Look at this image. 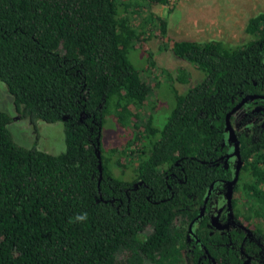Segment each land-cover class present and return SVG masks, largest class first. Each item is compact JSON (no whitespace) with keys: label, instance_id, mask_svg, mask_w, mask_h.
<instances>
[{"label":"trees","instance_id":"16d2710c","mask_svg":"<svg viewBox=\"0 0 264 264\" xmlns=\"http://www.w3.org/2000/svg\"><path fill=\"white\" fill-rule=\"evenodd\" d=\"M168 3L0 0V82L23 117L61 123L65 141L57 155L21 147L8 130L11 117L0 111V264H185L187 229L209 186L233 177L210 166L230 150L226 115L246 96H264V11L247 22L250 40L238 48L215 39L171 41L172 56L194 67L199 80L191 85L190 74L176 70L172 79L186 91L172 88L175 106L158 129L144 118L152 88L128 54L152 32L166 35L153 7ZM252 104L242 105L247 112L238 122L251 134L237 138L239 178L253 179L243 185L242 208L234 196L232 206L264 237L252 227V218L264 224V116L251 115ZM108 118L132 137L107 153L101 139ZM113 165L130 170L131 181L116 178ZM172 172L183 182L168 190ZM85 213V221H74ZM206 224L195 235L215 264H236L230 250L211 246L216 235ZM194 257L193 264H206Z\"/></svg>","mask_w":264,"mask_h":264},{"label":"rangeland","instance_id":"374dc122","mask_svg":"<svg viewBox=\"0 0 264 264\" xmlns=\"http://www.w3.org/2000/svg\"><path fill=\"white\" fill-rule=\"evenodd\" d=\"M261 11H264V0H169L166 6L153 7L154 14L164 24L166 35L163 37L158 32H152L145 42L137 43L135 49H131L128 54L130 63L152 88L144 110L147 124L162 129L175 106L172 88L174 87L178 94L186 91V86L172 79L177 69L184 68L190 74L191 85L199 80V73L194 67L172 56L168 48L171 46V41L205 42L215 39L225 41L235 48L241 47L250 40L244 33L247 22ZM149 58L154 63L153 67H149ZM0 111L11 117L8 130L17 145L27 149L35 148L52 155L65 151L62 124H47L23 117L15 108L13 99L2 82H0ZM242 119L234 121L237 126L240 125L238 122L243 121ZM128 129L122 127L113 118L106 119L101 139L103 150L108 153L112 148L119 149L122 143L132 137ZM115 160L116 156H113L112 162ZM136 165L137 163L133 166ZM111 172L116 178L126 182L132 179L128 169L113 165ZM252 179L243 172L237 182L234 198L238 200V210L242 208L246 198L243 185L250 184ZM252 227L254 230L264 231V224L256 218H252Z\"/></svg>","mask_w":264,"mask_h":264},{"label":"flooded vegetation","instance_id":"af4514ba","mask_svg":"<svg viewBox=\"0 0 264 264\" xmlns=\"http://www.w3.org/2000/svg\"><path fill=\"white\" fill-rule=\"evenodd\" d=\"M258 101L261 104H258L255 99L247 102L253 103V106L248 112L251 115L258 114L259 116H264V99L258 98ZM241 107L234 112L235 117L238 119L244 118L246 114L245 112H247V109H244V107L241 109ZM252 117L255 118V116ZM235 125L237 126V123H235ZM236 126H234L236 137L243 132L251 134L250 129H239V126ZM227 138L228 133L226 136V143L227 146H229L230 150L222 157L217 158L215 162L210 166L215 169H230L233 174L231 180H233L236 170V157L233 155L234 145L228 143ZM241 169L239 171V175ZM231 180H216V183L213 182L209 186L202 205L198 209L199 213L197 217L192 223L189 224L187 229L186 249L184 251L185 264L194 263V251H196L198 254V263H202L205 261L206 264H215V260L210 257L207 249L200 243L199 239L196 238L195 235V231L198 230L201 220L203 219L207 220V234L210 237L216 235V244H211V246L216 248V251L224 247L226 251L227 249L230 250L237 257V263L235 262L236 264H264V237L256 235V233L253 232L252 228H248L247 222L242 220V218L237 217L235 209L232 206V198L234 196V189L237 183L235 184L232 193L231 208L229 209L228 207L226 199V194L228 191L227 182H230ZM165 181L167 189L171 190V184H181L183 182V179L179 176L178 173L172 172L169 176H165ZM138 184H140V182ZM133 186L135 189L138 188L137 184H134ZM199 251H201V253H199ZM227 253L228 252H226V254Z\"/></svg>","mask_w":264,"mask_h":264},{"label":"water","instance_id":"95a60500","mask_svg":"<svg viewBox=\"0 0 264 264\" xmlns=\"http://www.w3.org/2000/svg\"><path fill=\"white\" fill-rule=\"evenodd\" d=\"M258 98L264 99V97H261V96H258V95H249V96H246L245 98L242 99V101L240 103H238L230 111V113H228L226 115L225 131L228 133L227 142L234 145L233 155L236 157V170H235L234 178L230 182H227L228 191H227V194H226V199H227V203H228L229 209L231 208V198H232L233 189H234L235 184L237 183L239 171H240V169H241V167L243 165V162H242V160L240 158V154H239V151H240L239 150V141H238V139L236 137L234 128L232 127V125L229 122V117L237 109H239L243 104L247 103L248 101H252L254 99H258ZM98 145H99V142H98ZM99 154L100 153L97 151V157L99 159V165H98V171H99L98 184L100 183V180L102 179V166H101V161H100V155Z\"/></svg>","mask_w":264,"mask_h":264},{"label":"clouds","instance_id":"9594fccd","mask_svg":"<svg viewBox=\"0 0 264 264\" xmlns=\"http://www.w3.org/2000/svg\"><path fill=\"white\" fill-rule=\"evenodd\" d=\"M87 219V214H83V215H77L75 218H74V221L75 222H83Z\"/></svg>","mask_w":264,"mask_h":264}]
</instances>
